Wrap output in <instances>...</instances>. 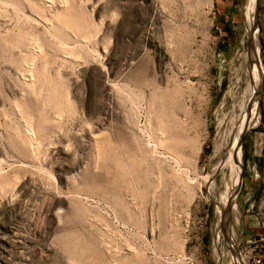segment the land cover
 I'll return each mask as SVG.
<instances>
[{"label":"rangeland","instance_id":"374dc122","mask_svg":"<svg viewBox=\"0 0 264 264\" xmlns=\"http://www.w3.org/2000/svg\"><path fill=\"white\" fill-rule=\"evenodd\" d=\"M235 1L0 0V264H264V0Z\"/></svg>","mask_w":264,"mask_h":264},{"label":"bare ground","instance_id":"6f19581e","mask_svg":"<svg viewBox=\"0 0 264 264\" xmlns=\"http://www.w3.org/2000/svg\"><path fill=\"white\" fill-rule=\"evenodd\" d=\"M254 2H255V0H253L252 6H254V4H255ZM252 6H251V11H249L250 13H252L254 11V8H252ZM249 18H250L251 25L254 24L253 23V20H254L253 17L250 16ZM251 55L254 58H250V60H248L249 61L248 62L249 63L248 68H249V76L251 78L250 86L252 88V91L250 93L249 99L244 103L242 110H241L244 112V118L242 120V123L239 121V123L241 125H240L239 131H238L239 132L238 135L236 134L237 137L232 138V140L233 139H235V140L231 144H228L225 146L222 144L221 145L218 144L219 146L217 145L214 148L213 154L211 156V159L215 163L214 167H213V173L205 176V181L209 182V184L211 186H213L215 183L214 179H215L216 175H220V174L223 175L224 178L230 179L232 184L234 186L236 185V187H238V189L240 188V185H241V180H242L241 176H242V168H243L242 154H241V139H242L244 132L250 127V125L253 123V121H255L256 112H257L256 111V104L257 103H256V99H255V96H256L255 94H256L257 85H259L258 84L259 76H260V72H261V68H262L261 62L258 59L259 51H258L257 47L253 49V52L251 53ZM258 95H259V93H258ZM233 199H234V197H233ZM233 199L230 202H232ZM229 205H230V203L229 204L225 203L224 206L226 208H228V210H229L230 209ZM233 208L235 209V204L232 205V209ZM236 209H237V207H236ZM223 212H225V209L223 210ZM225 213L229 214L227 211ZM234 213H236V212H234ZM227 214H226V216H227Z\"/></svg>","mask_w":264,"mask_h":264},{"label":"crops","instance_id":"0c3cea01","mask_svg":"<svg viewBox=\"0 0 264 264\" xmlns=\"http://www.w3.org/2000/svg\"><path fill=\"white\" fill-rule=\"evenodd\" d=\"M217 2V8L211 12V19H223L225 21H229L230 23H234L236 19V15L234 14V9L236 7V1L235 0H216ZM230 25V24H229ZM226 25V26H229ZM214 26L217 28L219 26V23H214ZM223 39H225L226 35L225 33L220 34ZM214 45L216 46L217 43L215 42Z\"/></svg>","mask_w":264,"mask_h":264},{"label":"water","instance_id":"95a60500","mask_svg":"<svg viewBox=\"0 0 264 264\" xmlns=\"http://www.w3.org/2000/svg\"><path fill=\"white\" fill-rule=\"evenodd\" d=\"M255 12H256V6H255ZM253 34L251 33L250 36H252ZM249 45L251 44V39L249 38Z\"/></svg>","mask_w":264,"mask_h":264}]
</instances>
